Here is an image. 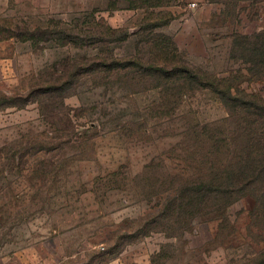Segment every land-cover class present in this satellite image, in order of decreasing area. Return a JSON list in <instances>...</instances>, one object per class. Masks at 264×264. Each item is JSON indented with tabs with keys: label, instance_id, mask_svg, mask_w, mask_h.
<instances>
[{
	"label": "rangeland",
	"instance_id": "1",
	"mask_svg": "<svg viewBox=\"0 0 264 264\" xmlns=\"http://www.w3.org/2000/svg\"><path fill=\"white\" fill-rule=\"evenodd\" d=\"M259 38L264 0H0V264H264V182L194 201L263 126Z\"/></svg>",
	"mask_w": 264,
	"mask_h": 264
},
{
	"label": "trees",
	"instance_id": "2",
	"mask_svg": "<svg viewBox=\"0 0 264 264\" xmlns=\"http://www.w3.org/2000/svg\"><path fill=\"white\" fill-rule=\"evenodd\" d=\"M257 42L254 43L253 49L251 51L255 57L260 58L261 61H264V40L257 39ZM256 75L264 73L262 71H254ZM236 101V100H235ZM238 104V103H237ZM236 108H241L245 113L249 112L250 109L254 108L257 112L262 111L264 114V101L258 104H244L240 103L238 106L233 105ZM262 120L257 119L256 121L244 119L248 125H255L257 123L263 124L262 127L258 130L259 134L256 135L254 140L248 139V143L243 147L244 156L240 158L241 167L237 173L230 172L231 176L228 183L223 182V185L217 183V181H210L209 183L201 184L199 190L195 188L194 201H196V208L206 207L209 204L215 202L218 209H225L227 205L235 200L236 194L245 193L247 191L255 190V186L264 182V116ZM247 129V128H246ZM256 139V140H255ZM203 187H207L206 190H212L213 188L218 189L219 193L214 197L207 194H202Z\"/></svg>",
	"mask_w": 264,
	"mask_h": 264
}]
</instances>
